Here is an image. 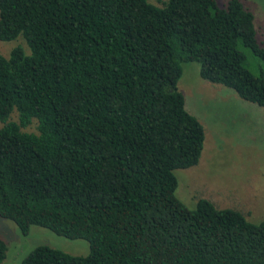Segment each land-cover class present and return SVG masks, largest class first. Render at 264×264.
Returning a JSON list of instances; mask_svg holds the SVG:
<instances>
[{
  "label": "trees",
  "instance_id": "1",
  "mask_svg": "<svg viewBox=\"0 0 264 264\" xmlns=\"http://www.w3.org/2000/svg\"><path fill=\"white\" fill-rule=\"evenodd\" d=\"M18 37L28 54L0 55V219L88 245L20 264H264V221L174 196L204 140L182 64L264 112V49L239 0H0V42Z\"/></svg>",
  "mask_w": 264,
  "mask_h": 264
},
{
  "label": "rangeland",
  "instance_id": "2",
  "mask_svg": "<svg viewBox=\"0 0 264 264\" xmlns=\"http://www.w3.org/2000/svg\"><path fill=\"white\" fill-rule=\"evenodd\" d=\"M216 1L219 5L225 2ZM239 1L252 14L256 40L264 49V0ZM16 46L28 54L18 37L0 42V55L6 57ZM181 68L176 87L183 97L185 111L202 126L204 140L197 164L174 170V196L188 209H193L195 201L201 198L216 209L241 213L250 223L264 221L263 110L241 100L233 91L201 79L196 63H185ZM0 239L6 245L1 264H20L38 246L70 256L88 253L87 242L82 239L69 240L36 226H30L23 236L11 221L4 219H0Z\"/></svg>",
  "mask_w": 264,
  "mask_h": 264
}]
</instances>
